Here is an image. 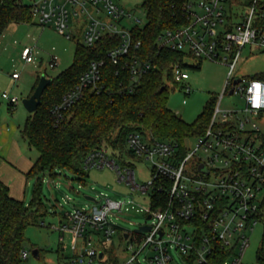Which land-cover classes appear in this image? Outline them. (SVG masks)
I'll return each mask as SVG.
<instances>
[{
  "label": "built area",
  "instance_id": "2783aa9c",
  "mask_svg": "<svg viewBox=\"0 0 264 264\" xmlns=\"http://www.w3.org/2000/svg\"><path fill=\"white\" fill-rule=\"evenodd\" d=\"M20 2L30 5L38 24H52L67 39L75 38L73 26L82 19L83 45L87 47L94 46L104 36L119 37L120 44L109 51L108 57L116 65L124 61L132 82L125 90L132 91L151 69L149 62L131 55L140 47L139 42H133L131 32L140 20L126 28L123 22L132 15L117 0ZM182 13V25L166 30L158 39L159 45L196 60L226 65L229 71L222 96L217 97L205 133L196 137L195 148L189 149L185 142L184 157L173 143L155 141L138 132L127 136L129 152L154 164L152 179L146 185H139L134 169L130 165L122 167L115 153L109 155V148L98 149L85 158L84 169L109 167L116 171L119 182L141 194L149 193L150 200L148 206H143L134 200L96 199L97 203L90 202L67 212V224L57 229L74 236L75 253L80 242L81 253L75 255L73 263L91 264L99 255L97 246L110 243L117 236L119 227L115 220L130 210L145 214L147 222L139 228L150 229L141 233L121 230L128 240L126 250L131 254L124 264H143L141 255L146 249L152 251V255H145L150 264H177L173 249L186 264L212 261L244 264L242 258L250 243L249 234L264 220V132L259 126L260 122L264 124V78L234 77L246 46L264 49V0H186ZM20 56L24 63L36 64L37 52L32 47H24ZM58 60L56 55L52 56L49 67H58ZM103 66V61H93L79 83L54 106L52 115L56 123L63 120L65 112L86 91L98 94L104 89ZM12 78L19 79L20 73L15 71ZM172 78L175 84H183L186 95L190 93V87L184 84L189 79L186 68L176 65ZM231 90L232 95L239 94L245 100L242 109H221L223 96ZM2 97L13 106L19 103L17 97L7 93ZM154 191L158 195L166 192V203L161 198L152 199ZM69 201L71 198H67ZM217 247L228 253L226 258L219 259L215 253ZM27 256V252L22 253L23 258Z\"/></svg>",
  "mask_w": 264,
  "mask_h": 264
},
{
  "label": "trees",
  "instance_id": "16d2710c",
  "mask_svg": "<svg viewBox=\"0 0 264 264\" xmlns=\"http://www.w3.org/2000/svg\"><path fill=\"white\" fill-rule=\"evenodd\" d=\"M185 1L143 2L147 22L131 30L133 42L140 43L139 49L131 55L149 62L151 69L141 77L132 91L125 90L132 82L124 61L116 65L108 57L109 51L120 44L119 37L104 36L92 47L78 42L74 64L56 78L50 79L51 83L42 95L41 105L20 129L21 138L39 154L26 173L27 178L36 177L40 180L45 172L53 174L55 169H67L83 178L88 171L84 169L83 163L90 153L101 148H111L122 154L126 138L131 132H138L155 141L173 143L178 154L185 156L186 140L205 133L217 100V97H213L193 123L186 122L168 105L170 89L180 86L173 82L172 69L176 65L186 69H200L202 64V60L159 45L158 39L166 30L176 29L184 22L182 8ZM34 20L30 5L20 0H0V39L11 25L32 24ZM188 59L193 63L187 64ZM93 61L104 62V89L98 94L86 91L81 100L65 112L63 120L56 123L52 109L79 83L80 77ZM260 77L264 78V74ZM170 84H173V88ZM12 107L10 104L9 108ZM159 182L166 180L159 179ZM158 194L154 191L152 199L161 198L163 204L166 203V192ZM46 213L38 188L27 205L12 197L9 187L0 178V264H23L22 253L26 252L27 243L25 232ZM121 230L118 228L117 236L123 239ZM215 253L220 256V260L228 255L220 247L216 248ZM257 260L259 264H264V244Z\"/></svg>",
  "mask_w": 264,
  "mask_h": 264
},
{
  "label": "rangeland",
  "instance_id": "374dc122",
  "mask_svg": "<svg viewBox=\"0 0 264 264\" xmlns=\"http://www.w3.org/2000/svg\"><path fill=\"white\" fill-rule=\"evenodd\" d=\"M145 0H117L131 19L125 18L123 24L126 28L134 25L136 19L140 20L139 25L144 26L147 22L146 11L142 4ZM29 3L30 0H24ZM35 21V20H34ZM73 30L76 31L74 39H67L50 25H40L36 21L32 24H13L0 39V148L5 145V151L18 162L17 168L7 164L0 159V165L4 169L5 184L10 189L13 197L24 201L27 205L33 199L38 188L47 213L40 216L36 223L29 226L25 232L27 243L25 250L27 258H23V264H83L72 263L78 252L72 249L75 242L74 236L66 231L60 232L62 224H67L66 214L75 208L89 205L85 196L93 197L97 200L105 201L111 198L116 201L135 203L143 206L149 204V193L141 194L133 191L125 183L119 182L115 170L107 167L104 169L91 168L87 175L79 178L67 169H55L53 174L49 171L41 175L40 180L36 177L27 178L26 172L30 165L38 157V152L24 142L21 143L20 154L15 151L10 152L9 137L15 133L20 135V129L24 126L27 118L31 115L23 105V100L30 97L38 78L45 76L47 79L56 78L61 72L69 69L75 60V52L78 42L83 44L84 22L78 20ZM14 42L18 44L15 45ZM32 47L37 52L36 64H26L21 59V50L25 47ZM58 57L59 66L50 68L49 62L52 56ZM190 64L193 61L187 60ZM20 73V78L14 80L12 73L14 70ZM189 79L184 84L190 87V93L185 94L183 84L175 89H170L169 108L181 116L186 122L193 123L204 111L213 97L222 96L228 78L229 68L221 63L211 60H203L200 69H187ZM264 74V49L255 46H246L242 51L241 58L234 72L235 78H255ZM173 88V84H170ZM17 97L19 103L9 108V102L2 98V94ZM186 101V104L183 101ZM221 109H242L245 100L239 95H228L226 93L220 103ZM264 132V124L260 125ZM189 149H194L196 138L186 141ZM4 149V148H3ZM109 155L117 158V162L122 166L130 165L136 174L139 185H146L152 179L154 164L150 160L130 154L126 145L123 146L122 154L109 148ZM23 171H26L24 174ZM206 172V171H205ZM67 198L71 201L67 202ZM41 215V214H40ZM115 220V216L113 217ZM119 229L130 232L136 231L144 225L146 215L135 210H130L126 215L116 219ZM250 243L243 254L244 264H259L257 257L264 244V220L255 226L249 234ZM126 238L121 239L115 236L112 242H105L97 246L104 256L98 257L91 264H124L130 258V252L126 250ZM34 250L40 252V257L36 258ZM177 264H186L176 250H171ZM145 255H152V251L146 249L141 255L143 264H150ZM87 264V263H84Z\"/></svg>",
  "mask_w": 264,
  "mask_h": 264
},
{
  "label": "water",
  "instance_id": "95a60500",
  "mask_svg": "<svg viewBox=\"0 0 264 264\" xmlns=\"http://www.w3.org/2000/svg\"><path fill=\"white\" fill-rule=\"evenodd\" d=\"M238 80H236L237 82ZM235 82V83H236ZM51 83V80L47 79L45 76L41 77L40 82L38 83L35 91L33 92V94L28 97L27 99L23 100V105L26 108V110L33 114L34 112L37 111V109L39 108V106L41 105L42 102V95L44 93V90L46 89V87ZM233 94V90H231L229 92V95ZM200 169H203V166H200ZM85 199L88 202H95L97 203L98 201L90 196H85ZM148 219H150V216L148 217ZM149 227L148 226H143L139 229L136 230L137 233H141V232H147L149 231ZM33 254L36 258H39V252L38 250H34ZM103 257V254H100V258Z\"/></svg>",
  "mask_w": 264,
  "mask_h": 264
},
{
  "label": "crops",
  "instance_id": "0c3cea01",
  "mask_svg": "<svg viewBox=\"0 0 264 264\" xmlns=\"http://www.w3.org/2000/svg\"><path fill=\"white\" fill-rule=\"evenodd\" d=\"M10 28V27H9ZM5 35V34H4ZM3 35V36H4ZM15 45H17L18 43L17 42H14ZM26 47V46H25ZM17 71L16 69L13 71V73ZM12 73V74H13ZM14 80H18V79H14ZM3 98V97H2ZM1 105V103H0ZM10 105V104H9ZM9 142H10V152L12 151H15L16 153H19L20 154V151H21V147H22V144L21 143H24L26 141H24L22 138H21V135H17L15 133H13L10 137H9ZM0 142H1V138H0ZM27 143V142H26ZM6 146V145H5ZM5 146L3 148H0V159H2V161H6L7 164L11 165L12 167L14 168H17V165L18 162L16 161V159L12 158L11 155L8 154V149L5 151ZM1 161V160H0ZM33 163L30 165L32 167ZM30 167V168H31ZM30 169H28L29 171ZM4 169H3V166L0 165V178L1 180L5 183V178H4ZM26 171H23L22 173L24 174ZM27 173V172H26ZM7 185V184H6ZM9 192H10V189H9ZM10 195L12 196V193H10ZM13 197V196H12ZM15 198V197H14ZM17 199V197H16Z\"/></svg>",
  "mask_w": 264,
  "mask_h": 264
}]
</instances>
